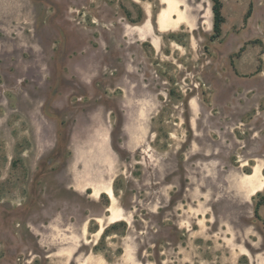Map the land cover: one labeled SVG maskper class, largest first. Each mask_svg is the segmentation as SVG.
<instances>
[{"label":"rangeland","instance_id":"374dc122","mask_svg":"<svg viewBox=\"0 0 264 264\" xmlns=\"http://www.w3.org/2000/svg\"><path fill=\"white\" fill-rule=\"evenodd\" d=\"M221 1L0 0V264H264V0Z\"/></svg>","mask_w":264,"mask_h":264},{"label":"crops","instance_id":"0c3cea01","mask_svg":"<svg viewBox=\"0 0 264 264\" xmlns=\"http://www.w3.org/2000/svg\"><path fill=\"white\" fill-rule=\"evenodd\" d=\"M243 55H241V59H242ZM240 60V59H239ZM244 63V62H243ZM242 63V64H243ZM244 65V64H243ZM239 67V66H238ZM240 69V67H239ZM243 71L240 69V72ZM261 168V172H262V176L264 178V172H263V167H260ZM253 171V170H252ZM251 171V172H252ZM251 172H244L239 178L238 180L236 181V188L237 190L235 191V197H236V200L238 199V197L242 198L243 200L247 201L249 200L250 198H253L254 196L258 195L259 193L263 192L264 189L258 193H250L249 192V188L247 186V175L250 174ZM264 207V206H263Z\"/></svg>","mask_w":264,"mask_h":264},{"label":"trees","instance_id":"16d2710c","mask_svg":"<svg viewBox=\"0 0 264 264\" xmlns=\"http://www.w3.org/2000/svg\"><path fill=\"white\" fill-rule=\"evenodd\" d=\"M213 13H214V29L215 35H220L222 32V24L225 23V17L222 12L223 4L221 0H213Z\"/></svg>","mask_w":264,"mask_h":264},{"label":"water","instance_id":"95a60500","mask_svg":"<svg viewBox=\"0 0 264 264\" xmlns=\"http://www.w3.org/2000/svg\"><path fill=\"white\" fill-rule=\"evenodd\" d=\"M56 94H57V88L54 90L52 97L50 98V100L46 104L45 111L47 112V114H50L49 108H50L51 102L54 99V97L56 96ZM52 162H53V159H50L49 163H52Z\"/></svg>","mask_w":264,"mask_h":264}]
</instances>
